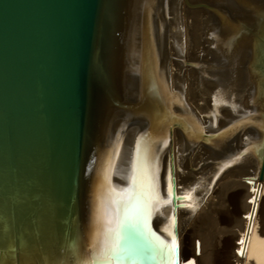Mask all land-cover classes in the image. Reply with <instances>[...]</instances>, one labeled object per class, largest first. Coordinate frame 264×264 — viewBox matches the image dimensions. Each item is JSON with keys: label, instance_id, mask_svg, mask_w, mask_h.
Masks as SVG:
<instances>
[{"label": "bare ground", "instance_id": "obj_1", "mask_svg": "<svg viewBox=\"0 0 264 264\" xmlns=\"http://www.w3.org/2000/svg\"><path fill=\"white\" fill-rule=\"evenodd\" d=\"M183 2L117 0L106 74L113 97L127 108L96 93L99 110L79 179L72 250L76 264L91 255L98 197L109 189H128L134 161L137 175L142 169L154 171L160 200H170L153 205L148 227L170 242L162 229L174 219L171 231L174 235L176 230L178 264H204L213 258L217 264H248L250 259L264 263V181L245 254L238 255L258 181V153L264 148V80L255 66L264 44V0ZM186 98L195 114L183 103ZM246 103L253 107V115L248 127L240 129L237 186L230 192L227 212L219 215L225 237L214 238L210 223L203 221L207 209L199 212L198 231L193 233L191 215L199 202L193 194L200 193L199 181L225 156L230 127ZM169 179L175 201L168 195ZM200 197L205 200L207 194ZM24 262L29 264L27 256Z\"/></svg>", "mask_w": 264, "mask_h": 264}, {"label": "water", "instance_id": "obj_2", "mask_svg": "<svg viewBox=\"0 0 264 264\" xmlns=\"http://www.w3.org/2000/svg\"><path fill=\"white\" fill-rule=\"evenodd\" d=\"M116 4L0 0V264H26L24 256L29 264H76L79 179L99 110L96 93L127 108L113 97L106 74ZM261 44L255 66L264 80ZM258 157L244 254L264 181V148ZM137 231L130 228L125 241L137 251L118 264H168L140 251Z\"/></svg>", "mask_w": 264, "mask_h": 264}, {"label": "snow or ice", "instance_id": "obj_3", "mask_svg": "<svg viewBox=\"0 0 264 264\" xmlns=\"http://www.w3.org/2000/svg\"><path fill=\"white\" fill-rule=\"evenodd\" d=\"M168 195L173 196L171 179L168 184ZM157 202L167 204L170 200H160L154 171L149 174L142 169L140 175H137L134 161L130 187L119 192L109 189L98 197L94 231L89 245L91 255L83 264H118L119 261L129 258L137 251L127 246L125 242L126 232L130 228L138 229L136 234L144 241L140 251L146 252L154 259L161 257L167 260L168 264H175L177 244L171 231L174 219L170 220L169 226L162 229L171 237L170 242L156 236L148 227V218L152 214L153 205ZM239 243L244 245L245 240L241 239ZM239 254L241 256L244 254L243 248Z\"/></svg>", "mask_w": 264, "mask_h": 264}, {"label": "rangeland", "instance_id": "obj_4", "mask_svg": "<svg viewBox=\"0 0 264 264\" xmlns=\"http://www.w3.org/2000/svg\"><path fill=\"white\" fill-rule=\"evenodd\" d=\"M180 3H183L185 5L183 0H180ZM187 6H191V5L187 4ZM238 13H239V11H238ZM180 20L182 21V18ZM256 27H258V26H256ZM181 32H182V29H181ZM206 34H208V30H206ZM209 60L210 59L205 60V65H207L210 62ZM185 64H187V66H189L187 62L184 63V66H186ZM204 68H205V66L202 67V70ZM212 73H213V70L210 72L209 75H211ZM193 83L195 84L196 81L195 82L193 81ZM187 100H188L187 98L183 99V103L186 104L188 107H190L189 108V109H191L190 113L195 114L194 110L192 109L193 107L191 106V104H189V102ZM252 108L253 107H251V105L247 104V103L244 104V106L242 108H240V110L238 111L237 121L235 122V125H232L230 127V130H229V134H230L229 135V143L227 144V147H229V148L226 147L225 156L223 154L222 157H220L218 160H216L215 166L211 170V172H209V175L204 177V178L202 177V180H201L202 182L199 181V183H200L199 186L201 185L202 190L200 191V193L198 192V193L193 194L194 195L193 198L195 197L194 199H197V200L199 199L198 200L199 201L198 207L196 208L195 212H193L191 215L193 217L192 218L193 222H191L192 224L190 227V231L193 233H196L198 231L197 230L198 227H196V224H197L196 222H198L197 218L199 216V212L207 209V214H206L207 216L206 217L204 216L203 221L206 224L210 223V225H208V226L210 227L211 231L213 230L212 232L214 233L213 234L214 238L216 237L217 239H219V237H220L222 240V238L224 239V237H225V235H224L225 230L223 229L222 233H221V230H219V228L221 229V223L219 222V215L223 212H227L228 206H229V202H228L229 197H230L233 189L237 186L238 164H239L238 163L239 162V148H238L237 143L239 141V138L242 136V134H241L242 130H240V129L248 127V125L250 123L249 117L253 115V109ZM193 114H191V116L196 117ZM254 153H255V151H254ZM254 168H255V164H254ZM255 169L253 170L252 174L256 173ZM206 185L208 188L206 187ZM249 187H250L249 189H251V187H252L251 183H250ZM225 192H226V194H224ZM222 193H223V195H222ZM201 194L202 195L207 194V197L204 198L205 200L200 201V198H201L200 195ZM227 194H228V196H226ZM226 197H228V198H226ZM199 204L200 205L202 204V205L200 206ZM224 204H225V206H224ZM216 216L218 218H216ZM222 225L225 226L226 222H224ZM219 249L220 248L215 249V251H213V254H216ZM216 261L217 260L215 258H213L204 264H217ZM256 263H258L256 260L250 259V262L248 264H256ZM261 264H264V263H261Z\"/></svg>", "mask_w": 264, "mask_h": 264}]
</instances>
